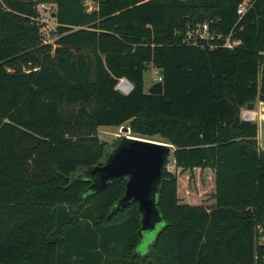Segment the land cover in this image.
<instances>
[{"label":"trees","instance_id":"trees-1","mask_svg":"<svg viewBox=\"0 0 264 264\" xmlns=\"http://www.w3.org/2000/svg\"><path fill=\"white\" fill-rule=\"evenodd\" d=\"M85 1L0 0V264H264V149L241 117L264 102V0ZM41 4L54 6L53 43ZM203 21L240 44L181 43L175 30ZM148 64L161 94L144 89ZM125 124L171 144L174 169L214 171L208 207L180 202L164 169L163 225L146 254L137 203L114 207L125 179L97 191L72 179L102 155L96 129Z\"/></svg>","mask_w":264,"mask_h":264},{"label":"water","instance_id":"water-1","mask_svg":"<svg viewBox=\"0 0 264 264\" xmlns=\"http://www.w3.org/2000/svg\"><path fill=\"white\" fill-rule=\"evenodd\" d=\"M162 91L161 80L155 81L147 89L150 94H161ZM245 108L252 111L255 105L249 102ZM259 111L264 113V102L260 104ZM121 130L124 133L129 131L126 126H122ZM172 152L169 143L122 134L106 144L97 164L78 168L72 179L85 177L90 181L87 189L97 191L105 188L109 181L124 178V192L114 207H122L130 201L137 203V232L142 239L145 231L153 230L158 222H162L156 201L164 169L170 162L169 155Z\"/></svg>","mask_w":264,"mask_h":264},{"label":"rangeland","instance_id":"rangeland-1","mask_svg":"<svg viewBox=\"0 0 264 264\" xmlns=\"http://www.w3.org/2000/svg\"><path fill=\"white\" fill-rule=\"evenodd\" d=\"M48 5L49 6L44 8L40 5L38 6L39 15L37 18V23L39 24V31L43 41L46 43H53V41L57 36L55 31V21L52 15L54 6L51 4ZM85 5L87 6L88 10H90L93 7V4L88 0L85 1ZM158 74H159L158 70L155 69L151 64H148L146 66V70L143 74L144 89L146 91L155 81H158ZM66 109L71 112L75 108L74 106H71V107H67ZM258 112L259 113L257 115V118L251 121H255L257 125V138L261 147L264 148V113H262L259 110ZM122 126L128 127L127 124ZM122 126L120 127L99 126L96 129V135L101 141L107 143H111L117 136L122 134L134 136L132 135L129 127H128L129 131L127 133H124L121 130ZM150 140L164 142L162 141L163 139H160L156 136H153V139ZM169 160L170 162L167 165V168L169 170L175 171L176 173L177 190H178V197L180 202L182 203L189 202L193 204H201L210 207L211 204L214 203V198H213L214 171L211 168L201 169L197 167L192 169H182V170H180L179 168L174 169L173 161H172V153H170L169 155ZM162 225H163L162 222H158L153 230L145 231L135 251L140 254H146L150 250L151 244L155 239L157 232L162 227ZM258 230L260 232L259 240L261 242H264V227L258 226Z\"/></svg>","mask_w":264,"mask_h":264},{"label":"built area","instance_id":"built-area-1","mask_svg":"<svg viewBox=\"0 0 264 264\" xmlns=\"http://www.w3.org/2000/svg\"><path fill=\"white\" fill-rule=\"evenodd\" d=\"M40 6L47 7L48 4H41ZM245 3H242L238 7V13H242ZM175 33L180 37V41L183 44L189 46H195L198 48L215 49L217 47H224L232 49L240 44V40L233 39L231 32L227 35H223L212 28V21L203 22H185L180 28L175 30ZM158 80H161L160 74H158ZM128 84L129 88L123 90V85ZM118 90L125 93L129 92L132 85L128 83L124 78H121L116 84ZM257 110H247L245 107L241 111V117L244 120H253L257 117Z\"/></svg>","mask_w":264,"mask_h":264},{"label":"crops","instance_id":"crops-1","mask_svg":"<svg viewBox=\"0 0 264 264\" xmlns=\"http://www.w3.org/2000/svg\"><path fill=\"white\" fill-rule=\"evenodd\" d=\"M261 103H263V102H260V101H257L256 103H254V105H255V110H257V112H258V110H259V106H260V104ZM259 113V112H258ZM258 115V114H257ZM257 118V117H256ZM255 122V121H254ZM257 141H258V138H257ZM258 145L261 147V145H260V143H259V141H258ZM261 148H263V147H261ZM264 149V148H263ZM213 188H214V181H213ZM184 203H187V204H193V203H189V202H184ZM212 204H214V203H212ZM211 204V205H212ZM138 253V252H137ZM140 254V253H139Z\"/></svg>","mask_w":264,"mask_h":264},{"label":"bare ground","instance_id":"bare-ground-1","mask_svg":"<svg viewBox=\"0 0 264 264\" xmlns=\"http://www.w3.org/2000/svg\"><path fill=\"white\" fill-rule=\"evenodd\" d=\"M129 88V85L128 84H125V85H123V90H127Z\"/></svg>","mask_w":264,"mask_h":264}]
</instances>
